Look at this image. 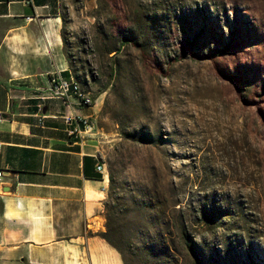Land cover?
Instances as JSON below:
<instances>
[{
    "label": "rangeland",
    "instance_id": "obj_1",
    "mask_svg": "<svg viewBox=\"0 0 264 264\" xmlns=\"http://www.w3.org/2000/svg\"><path fill=\"white\" fill-rule=\"evenodd\" d=\"M63 30L124 235L264 264V0H71Z\"/></svg>",
    "mask_w": 264,
    "mask_h": 264
},
{
    "label": "crops",
    "instance_id": "obj_2",
    "mask_svg": "<svg viewBox=\"0 0 264 264\" xmlns=\"http://www.w3.org/2000/svg\"><path fill=\"white\" fill-rule=\"evenodd\" d=\"M71 0H0V264H124L99 232L110 179L98 140L69 134L65 116L95 105L50 97L72 79L65 50ZM107 169V168H106Z\"/></svg>",
    "mask_w": 264,
    "mask_h": 264
},
{
    "label": "trees",
    "instance_id": "obj_3",
    "mask_svg": "<svg viewBox=\"0 0 264 264\" xmlns=\"http://www.w3.org/2000/svg\"><path fill=\"white\" fill-rule=\"evenodd\" d=\"M63 37L66 46L67 40L64 30ZM194 41L195 40H189L185 44V47L193 49ZM119 49H121V47ZM67 56L71 62L68 53ZM84 82L87 83V80L84 79ZM110 183V186L114 188V177L112 173H110ZM116 202H118V198L114 197L113 192H109L108 200L105 202V214L107 217L106 230L99 232V235L120 253L124 264H134V262H132V255H143L142 259L150 261L147 264H175L173 260L174 249L166 240L165 236L158 232L159 230L156 232L152 230L156 228L152 218H150L148 222H144L143 225L145 229L138 236L129 238L124 235L121 231L120 220H118V205ZM195 262L196 264H203V260L197 252H195Z\"/></svg>",
    "mask_w": 264,
    "mask_h": 264
},
{
    "label": "built area",
    "instance_id": "obj_4",
    "mask_svg": "<svg viewBox=\"0 0 264 264\" xmlns=\"http://www.w3.org/2000/svg\"><path fill=\"white\" fill-rule=\"evenodd\" d=\"M32 3L33 0H25ZM50 97L63 98L71 101L73 98H78L82 105L91 106L94 104V98L91 93L82 89H75L70 78H66L61 70H57L52 76V86L49 89ZM65 119L68 124L77 123L78 128L69 130V134L76 137H85L90 134L94 128L93 116H80V115H66ZM3 120V113L0 111V121ZM1 150V144H0ZM100 171H107L105 164L101 163L98 166ZM4 175L3 170L0 169V177Z\"/></svg>",
    "mask_w": 264,
    "mask_h": 264
},
{
    "label": "bare ground",
    "instance_id": "obj_5",
    "mask_svg": "<svg viewBox=\"0 0 264 264\" xmlns=\"http://www.w3.org/2000/svg\"><path fill=\"white\" fill-rule=\"evenodd\" d=\"M71 80L75 89H82V85L77 78L73 77Z\"/></svg>",
    "mask_w": 264,
    "mask_h": 264
}]
</instances>
